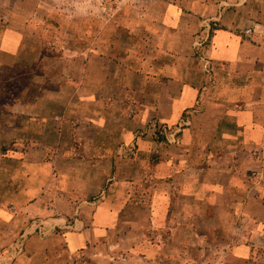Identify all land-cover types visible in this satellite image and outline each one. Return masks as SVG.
<instances>
[{"label":"crops","instance_id":"crops-1","mask_svg":"<svg viewBox=\"0 0 264 264\" xmlns=\"http://www.w3.org/2000/svg\"><path fill=\"white\" fill-rule=\"evenodd\" d=\"M15 3H0V264H206L192 252L237 231L249 240L219 247L248 261L264 238V0H156L135 18L150 53L135 37L47 49Z\"/></svg>","mask_w":264,"mask_h":264},{"label":"rangeland","instance_id":"rangeland-1","mask_svg":"<svg viewBox=\"0 0 264 264\" xmlns=\"http://www.w3.org/2000/svg\"><path fill=\"white\" fill-rule=\"evenodd\" d=\"M2 2L6 0H0L1 4ZM155 2L156 0H16L8 14L10 18L33 24L36 29L32 27V34L42 37L44 35L47 49L60 48L62 52L73 49L81 51L89 45H98V49H102V45L106 46V39H110V51H126L133 45L131 42L127 43V40L135 37L140 41L144 40L138 45L143 46L144 52L150 53L152 46L156 45L152 41L151 29L135 18L149 10ZM2 13L4 11L0 12L1 19ZM118 40L122 42L121 46L114 47ZM8 176L6 171L0 173V179H6ZM17 179L16 177L15 180ZM5 191L6 188L0 187L1 193L6 194ZM12 191L17 194L16 189ZM5 205L10 209L15 204ZM5 227H0L1 232L7 231ZM243 240L249 239L239 231L225 237L218 235V249L210 245L205 256L200 251H193L192 257L197 260L208 258L206 264H264V238L260 236L255 238L257 249L248 261L237 259L232 250L219 247L223 241L239 244Z\"/></svg>","mask_w":264,"mask_h":264},{"label":"built area","instance_id":"built-area-1","mask_svg":"<svg viewBox=\"0 0 264 264\" xmlns=\"http://www.w3.org/2000/svg\"><path fill=\"white\" fill-rule=\"evenodd\" d=\"M245 35L247 36V37H251L252 36V30H247L246 31V33H245ZM183 128V126H181L180 127V129H182ZM166 130H167V128L166 127H160V128H157V131H159L161 134H164L165 132H166Z\"/></svg>","mask_w":264,"mask_h":264}]
</instances>
